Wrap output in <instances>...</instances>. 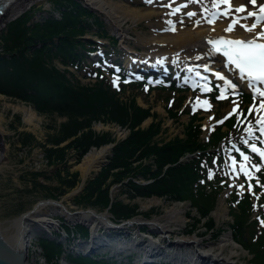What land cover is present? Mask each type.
Here are the masks:
<instances>
[{
    "label": "trees",
    "instance_id": "16d2710c",
    "mask_svg": "<svg viewBox=\"0 0 264 264\" xmlns=\"http://www.w3.org/2000/svg\"><path fill=\"white\" fill-rule=\"evenodd\" d=\"M53 6L54 10L40 19H35L33 13L27 11L7 25L4 31L6 37H3L4 51L0 53V93L29 103L38 113L67 116L68 121L61 125L64 131L66 128L64 138L88 127V131L67 144L78 150L75 154L77 158L92 146L99 148L116 141L111 132L98 133L90 129L93 120L109 121L130 130L129 135L114 146L112 154L108 156L109 162L100 174L90 181L86 195L81 196L92 199L90 201L94 205L109 209L118 223L136 215L138 204H131V200L138 197L190 200L191 208L197 211L198 216L191 218L190 214L187 215L189 219H194L187 231L194 233L198 224L203 223L206 233L218 238L222 230L217 228L211 215L216 196L203 190L195 193L192 181L196 173H193L190 162L181 161L195 150L207 146H202L195 137L194 124L186 126L185 136L177 135L162 144L157 137L166 129L163 120L157 119L158 115L151 111V107L139 105L135 98L124 99L101 82L87 85L73 81L67 71L57 65V60L66 63V57L73 56L78 46L84 45L82 37L87 33L86 23H89V19L95 18L100 23V18L85 8L82 1L55 0ZM167 112L174 121L179 120L176 109ZM148 118L153 121L143 127ZM220 138L221 134L217 133L212 140L218 141ZM37 174L40 172L33 173ZM126 179L128 182H124ZM141 179L150 182L144 183ZM116 182L123 186L129 202L120 196L111 201L109 184ZM56 190H60V193L65 191L61 187ZM233 213L236 217L231 228L235 239L253 255L252 263L264 264V235L258 237L256 242L245 238L247 204L242 203ZM63 229L69 233L75 230L84 238L90 235L89 229L81 224L75 227L67 225ZM39 244L48 261L58 260L65 248L57 239L46 236L39 238ZM66 258L70 264H133L125 260L119 263L116 259L108 258L106 253L86 257L68 251Z\"/></svg>",
    "mask_w": 264,
    "mask_h": 264
},
{
    "label": "rangeland",
    "instance_id": "374dc122",
    "mask_svg": "<svg viewBox=\"0 0 264 264\" xmlns=\"http://www.w3.org/2000/svg\"><path fill=\"white\" fill-rule=\"evenodd\" d=\"M82 1L84 2V0ZM108 1L109 3H111V5H113L114 8H116L115 10L117 12H122L120 6L124 3L125 5H130L131 7L137 8L141 13H147L151 10H156L154 8H143L140 4H130L127 1L123 0ZM179 1H182L184 3L186 2L188 4V7L185 9V11L197 12L201 10V12H204L206 10L200 9L197 0ZM213 1L215 2L216 0ZM241 1V4H243L244 6H246L245 2L250 3L249 0H246L245 2L243 0H239V2ZM54 2L55 0L34 1L29 4V6L26 7L23 12L26 13L27 11H30L33 13L35 19H40V17L47 15L49 12H52L54 10ZM262 2H264V0H257L256 4ZM177 4L178 2H172L171 7ZM194 7H197L198 9H194ZM96 13L101 15L103 19L101 28H99L97 24L92 23L94 21L92 18L89 19V21L91 22V28L88 29V33L84 36L85 40L90 38L96 39L97 36L95 34H98L97 32L103 30L102 33L104 35H115L117 37L119 41L117 46L118 48L128 51L146 49L147 45L150 44V39L152 38L149 33L150 28L153 26L151 22H155L156 20H158V12L157 15L154 14L152 16L144 17L140 21H137V19H133L134 21L130 19L123 25L125 29H130L127 35L129 41L125 44H122L120 34L113 30L105 15L99 11H96ZM232 13H234L235 15L240 14L235 11H232ZM14 18L17 19V17ZM14 18L5 22L3 28L1 29L0 53L4 51L3 37H6V35L4 34L6 32L5 29L7 28L8 24L15 20ZM198 18L200 19L201 17L197 16L193 19H188V22L183 25L184 28L189 29L193 27L192 23ZM227 20L228 18L222 19V21ZM221 24L222 23H219L218 27ZM107 39L111 41L109 36H107ZM57 63L60 68H66L64 70L67 71L69 77L75 82L80 81L84 84L94 83L92 81L85 80L79 75H73L68 71V67L64 66L59 61H57ZM190 66L194 72H202L201 69H194L191 64ZM137 92L138 91L136 89L128 88L121 94V96L124 99H131L133 97L140 105L144 107H151V111L158 115L157 119L163 120V127L164 129H166V131L164 134L161 133L157 137L158 141H162L163 144V141L168 142L171 139H174L176 135L185 136L186 126L184 128L183 123H187L189 121V117L183 115L180 119V124L169 117L165 108L167 100H169L172 96L176 97L178 94H174L172 92H164L160 94L155 91L151 92L149 95H145L143 93ZM1 95L6 97V100L2 99L0 101V118H5V121H3V126L5 127L4 138L6 143L10 144V147L7 151L8 158L3 163L1 162L2 167H0V213L3 222L20 216L25 212L34 210L37 203L43 201H53L59 203L63 201V205L71 213L93 211L97 215L106 214L110 217L109 219L111 220L112 225L116 227H121L123 225H127L128 223L136 222V219H139L137 220V223L139 222L137 226L140 227V229L138 230L140 239H159L160 234L154 233L151 235L149 233V224L153 222V219L155 218H159V222H164L163 215L167 214L166 209L172 207V204L175 201L167 199L166 197L162 198L157 196L135 198L134 200H131V204H138L136 215H134L130 219H126L123 222L118 223V221H115L112 213L109 212V209H104L105 207L99 204L94 205V203L90 201L92 199L89 200V197L87 199L81 198L82 195H86V193L88 192L86 188L89 185L90 181L95 179L105 166L103 165L97 171L93 172L92 175L88 177L84 182L85 185L83 189L80 190L82 175L81 172L77 169V165L82 161L86 153L82 157L77 158L75 154L78 150L73 146H67V144L74 140L76 136H80L82 132L88 131L89 128L86 127L80 130L78 134L70 135L64 138V136H66V128L64 131L61 125L68 121L69 118L67 116H61L57 113H38L33 108V106H31L27 102H22L18 99L9 97L4 94ZM204 100L208 99L200 97L197 94L195 98V96L192 97V94L190 93H188V98L186 99V103L190 105L191 110H198L199 115H202L204 117V126L205 128H208V131L206 133L200 134V138H205L206 136H208V133L215 125H217V122L222 121L224 117L227 118L231 113L234 112L233 109L236 110L237 106L236 100L223 103L210 102L211 109L204 111L202 109ZM10 104L20 107L24 106L26 107V109L33 108L32 110L38 117H34V119L30 115L33 118V121L31 123H28L24 114L27 113L29 116V112L26 111L23 113H14L13 107H6ZM259 110V107H255L253 111L254 113H257ZM17 116H19L20 118H17ZM197 118V116L192 118L191 123L196 125ZM152 121V118H148L146 122L143 123V127L149 126ZM91 123L92 125L90 126V129L95 130L98 133L111 132L113 134L112 137L116 138L115 142H110L107 145L117 144L119 140L125 139L130 133V130L128 128H124L116 123H110L109 121L106 122L102 120H93ZM93 148L97 147L92 146L91 149ZM111 154L112 150L109 155ZM34 172H40V174L33 175ZM75 173H77L78 175L74 176L73 174ZM69 181L74 183L70 184L71 182ZM141 181L144 182L142 179ZM107 182L109 181L107 180ZM124 182H128V179L124 180ZM42 185H45L46 187H43ZM109 185H111V201L114 200L116 196H120L125 202H129L127 193L123 192L124 188L123 186H121V183L116 182ZM57 187H61L62 189H65V191L63 193H60V190H56ZM228 191H230V189L226 190L224 194H227ZM79 196L80 198H78ZM155 197L160 198L163 201V204H153L152 206H148V208L144 207V204L142 205V203L153 200ZM182 208L183 211H185L182 222H178L175 224L173 223L171 225L173 232L166 235V242H175L176 240L180 239H197L198 241L202 242V246L206 247V249L209 248V246H213L216 248L222 244H226L225 253L230 257L234 256V260L230 261H233L236 264H252V256L245 248H243L240 244L236 243L233 240L232 232L228 230L230 223L229 204L225 201V196H217L216 207L212 212L218 226L222 227L225 230L219 238L211 237V234H208V232L206 233V226H204L203 223L198 224V228L194 233H189L187 231L188 228H190L189 224L192 223L194 219H189L187 215L190 214L192 216L191 218H193V216L197 217L198 214L194 208L190 207L189 201L183 202ZM50 218L56 221L59 226L55 228H49L47 231L40 232L41 234L39 236L42 237L46 235L49 237H57L58 240L65 245L64 252L58 260L53 259L52 261H48L46 260V257H44V255H42L40 252H43V249L39 245V241H34L38 264H70L69 260L66 258V252L71 251V249L72 251L74 250L75 252H77V249L73 248L75 243L78 240L85 239V241H87L88 239H91L92 232L90 231L89 237L84 238L77 234L75 230L71 229L72 232L69 233L63 229L67 225L74 227L80 222H77L73 225L69 223L66 218L62 217L61 214H52ZM64 237L66 239H64ZM224 239H228L227 243H225L226 241H223ZM67 245L68 248H66ZM70 247L71 249L69 250ZM182 249L184 250L185 248ZM86 251L87 250L85 249L77 253L81 254ZM97 253H107L109 254V257H111L110 255H113L121 259H124L126 258V256H128L131 257L133 263H135V261L142 262L144 261L143 259H145L144 252L135 249L120 254L116 253L114 249H97ZM152 260H165L176 263L175 261L167 258H155Z\"/></svg>",
    "mask_w": 264,
    "mask_h": 264
},
{
    "label": "bare ground",
    "instance_id": "6f19581e",
    "mask_svg": "<svg viewBox=\"0 0 264 264\" xmlns=\"http://www.w3.org/2000/svg\"><path fill=\"white\" fill-rule=\"evenodd\" d=\"M34 1L38 0L14 1L8 7L5 14L0 18V32L5 22L14 17H21L24 14V9ZM84 2L87 5L98 9L99 12L105 15L113 30L120 34L122 44H125L129 41L127 35L130 29L124 28L123 25L125 23H127L130 19H137V21H140L144 17L156 14L155 10H151L147 13H141L137 8L131 7L130 5H125V3L121 4L120 6L122 12H117L115 10L116 8H114L108 0H84ZM203 3L205 6H208L209 2L204 0ZM203 3H201V8L204 7ZM222 25H225V27L218 28L215 23L210 24V26L205 29L192 30L189 28L180 31L177 34L174 33L166 35L162 40L168 41V45L171 44L170 42H175V47L171 48V51H174V53L179 51V49L182 47L194 48L196 46H200L201 48L203 47L202 40L204 36H207L208 39L210 37L214 38L220 35L230 37L234 36L235 33L233 30L226 31V29H228V22L227 24L224 22V24H221L220 26ZM235 28L239 29V27ZM258 32H260V29L258 28L257 30H253L251 32L244 31L240 33L241 37L237 38L257 37L256 34ZM154 39L155 38L152 40L150 39V43H152ZM203 50L204 48H202V51ZM209 54H211V52L207 50L197 54L196 57L204 62L202 63L204 67L215 70L218 74L223 76L235 75L244 86H250V82L247 81L248 79L245 80L242 77H238L230 67L226 68V60L224 58H220L217 61H211V59L208 57ZM252 87L254 89L260 87V89L264 91V83H253ZM2 99L6 100V97L0 94V101ZM6 107H13L14 113H23L26 111L29 112V116L27 113L24 114L28 123H31L34 117H38L32 110L34 107L31 109H26L24 106L20 107L12 104L7 105ZM17 118L20 117L17 116ZM3 121H5V118H0V142L2 144L3 155V159L1 161L2 163L8 158L7 151L10 147V144L6 143L4 138L5 127L3 126ZM110 152L111 146L105 145L100 148H93L85 154L82 161L77 165V169L82 175V182H85L93 172L97 171L102 166V164L108 158ZM0 167H2V164ZM63 203V201L59 203L53 201H43L37 203L34 210L25 212L20 216L4 221V226L11 227L13 235L30 237L33 238L34 241H39V235L41 234L40 232L59 226L56 221L50 218L51 215L61 214L62 217L66 218L67 221L73 225L77 222L86 223L87 225L81 223L79 224L88 228L89 233L90 231L92 232L91 239H88L87 241H85V239L78 240L75 243L73 248H76L77 252L85 249L88 251L92 249H114L116 253L120 254L135 249L144 252L145 259H143L144 261L142 264L150 263V261H153L152 259L155 258H167L175 261L178 264H236L233 261H230L234 260V256L230 257L225 253L226 244H222L216 248L209 246V248L206 249V247L202 246V242L198 241L197 239H180L176 240L175 242H166V235L173 232L171 225L173 223L175 224L182 222L185 211H183V203L181 202H174L172 207L166 209L167 214L163 215L164 222H159L160 219L155 218L153 219V222L149 224V233L151 235L154 233L160 234L158 240L140 239V234L138 231L140 227L137 226L139 223H137V220L139 219H136V222H131L121 227H116L112 225L111 220L109 219L110 217L106 214L97 215L93 211L71 213L66 209ZM143 204L144 207L148 208V206H152L153 204H163V201L160 198L155 197L153 200H149L145 203H142V205ZM49 238L58 240L57 237ZM64 239L66 238L64 237ZM223 241H226L225 243H227L228 239H224ZM58 242L60 241L58 240ZM66 248H68V245ZM182 248L185 249L183 250ZM70 249L71 247L69 250ZM40 252L43 255V252Z\"/></svg>",
    "mask_w": 264,
    "mask_h": 264
},
{
    "label": "snow or ice",
    "instance_id": "6c2138e0",
    "mask_svg": "<svg viewBox=\"0 0 264 264\" xmlns=\"http://www.w3.org/2000/svg\"><path fill=\"white\" fill-rule=\"evenodd\" d=\"M151 3V0H148ZM224 2L229 4V8L232 7L230 0H224ZM252 5H256L257 0H249ZM179 10V9H177ZM237 12L245 11V6L241 5L235 9ZM259 13L264 14V4L259 5ZM227 15V11L225 12ZM189 16L194 15V13H188ZM248 16L258 17V20H264V15H258L257 12H248ZM256 29V23H253L248 27V31H253ZM231 26L226 29V31H231ZM257 37L264 38V32H258ZM223 40V38H221ZM229 46L235 45L236 47L225 52L229 60L236 65L241 74H247V76L256 81H264V43H258L256 38L249 39L247 41L243 40H225L223 41ZM219 51V49H217ZM116 82L114 81V84ZM257 92L261 97H264V91L257 89ZM223 93H221V97ZM207 104V102H204ZM260 109L264 110V100L260 103ZM235 111V109H233ZM252 111L251 109L249 110ZM257 123L264 124V117L257 120ZM264 131V129H262ZM253 151H256L255 145L252 146ZM264 155V152H261ZM247 159V157H245ZM241 171H246L244 165H241ZM243 187V185H241ZM264 223V221H262Z\"/></svg>",
    "mask_w": 264,
    "mask_h": 264
},
{
    "label": "water",
    "instance_id": "95a60500",
    "mask_svg": "<svg viewBox=\"0 0 264 264\" xmlns=\"http://www.w3.org/2000/svg\"><path fill=\"white\" fill-rule=\"evenodd\" d=\"M85 6L97 10L92 6L85 3ZM116 144H110L111 150ZM3 159L2 155V144L0 142V164ZM108 158L102 164L108 163ZM85 183L81 185L83 189ZM81 224L87 225L86 223ZM79 252V251H78ZM95 249L84 252V255L90 256L95 253ZM0 264H38L34 239L30 237L16 236L13 235L11 227H5L4 222L0 213Z\"/></svg>",
    "mask_w": 264,
    "mask_h": 264
}]
</instances>
